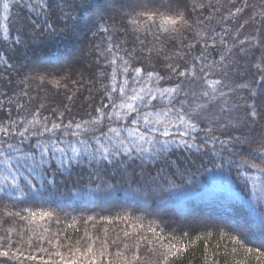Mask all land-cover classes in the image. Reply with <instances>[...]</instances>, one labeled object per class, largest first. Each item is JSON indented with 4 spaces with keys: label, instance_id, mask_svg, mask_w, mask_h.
I'll return each instance as SVG.
<instances>
[{
    "label": "trees",
    "instance_id": "1",
    "mask_svg": "<svg viewBox=\"0 0 264 264\" xmlns=\"http://www.w3.org/2000/svg\"><path fill=\"white\" fill-rule=\"evenodd\" d=\"M30 2L35 3V0H19L15 5L13 0H10L9 10L5 13L4 0H0V52L8 58L7 64L0 62V123L5 126H8L10 120L30 121L31 113L36 109H40L41 114L49 120L54 118L52 113L55 110L57 113H65V123L70 119L79 122L81 119H88L86 114L92 112L101 102L107 103L103 93L105 86L110 82L101 72L111 73L113 67L107 63L111 56L104 52L109 44L108 36H111L113 45H120L119 49L113 47V52L118 51L120 57L128 59V54L134 51V61L137 57L142 61L147 52L142 53L141 49L152 46L163 47L164 55H171L180 64L195 63L197 67L205 63H219L220 55L224 54L229 57L228 65L224 69L218 68L217 74L212 77L219 79L226 72L225 84L235 89L229 94V107L232 111L229 113L225 110L223 122L226 124L229 118L243 119L245 112L250 111L249 106L253 104L258 111L264 112V72L256 67L261 62V54L264 53V15H261L264 13V0H113L112 7L105 6L106 0H87L86 7L78 8L73 13V16L80 17L73 27L66 29L65 24H70L71 20L62 17L57 19V13L52 17L56 32L45 33L34 42L25 36L28 40V46L25 48L23 45H15L16 36L21 32L28 33L32 21L43 24V18L37 15V11L28 7ZM132 8L137 11L158 9L165 14L181 11L191 26H181L178 33L160 34L157 41L154 38V34H157L155 27L151 29V33H146L129 23L131 18H137L141 20L142 27L146 20L136 17L135 12L129 17L128 13ZM237 8L243 11L237 12ZM100 15L107 21L104 26L109 28L108 33L101 31L100 25L95 22ZM5 16L8 19H5ZM251 17L254 19H250ZM156 23L159 24L158 18ZM5 26L9 29L7 33L4 31ZM249 37L254 39L250 40ZM221 40L226 43H221ZM240 41H245V44L241 45ZM258 42L259 47L247 48L249 44ZM8 44L13 47H7ZM188 45L194 47L189 48ZM240 47H246L247 52H239ZM226 48H231L235 55L225 52ZM201 52L205 53L207 60L194 59ZM176 53H179L183 60H179ZM164 55L153 61L161 74L167 71L163 67ZM117 64H121L119 57ZM136 66L143 65L137 63ZM41 74H49V81L60 80L61 86L57 87L47 81L40 84L37 77ZM175 79L173 76L172 80ZM122 82L123 77L118 69L116 83ZM242 85L247 87H241ZM131 87L138 85H134L130 80L129 88ZM224 91H227V88ZM116 95L117 93H113V96ZM69 96L72 97L71 100L68 99ZM41 105L44 107L40 108ZM262 126L264 119L260 117H257L255 125H248L257 133L264 132ZM247 130L243 129L244 132ZM175 131L173 129V132ZM215 134L220 140H224L229 134L241 136L242 132L239 129L233 131L218 128ZM200 136L202 137L203 133H200ZM20 139L21 137L15 135L11 139L0 136V142L13 144H18ZM32 142L24 141L25 144ZM197 143H202V140L198 139ZM215 147L221 149L219 143ZM235 150L233 148V151ZM12 155L22 156V153ZM226 155L227 152L223 151L222 155L215 159L223 161ZM237 155L242 153L238 152ZM13 163L18 164L19 171L23 174L20 177L23 187V178L29 174L28 166L23 159H14ZM204 166L212 168L207 155L197 152L195 148L175 145L166 158L147 162L152 175L163 169L164 175L170 176L176 183H183L187 189L186 195L164 203H145L133 199L131 194L125 192L120 177H111V167L105 179L110 183L120 184L121 190L106 199H92L87 192H83L79 197L59 194L43 197H4L0 194V236L6 234V229H14L10 241L0 243H4L5 250L11 252L19 248L24 251L25 256L32 254L44 257L43 261L24 260L23 264H50V254L55 264H63L55 255L57 250L71 258L72 251L76 248L83 250L87 243H91L89 236L94 239L99 237L100 240L96 241L93 248L97 255L101 250V240L106 239L109 242L107 254L102 258L103 264H108L109 261H114V264H126V260L117 258L116 253H122L127 261H131L134 249H125L124 243L131 246L135 236L142 234L140 224L147 226L155 222L152 226L157 227L158 231L163 230L164 235L172 239L173 243L186 246L185 250L175 257V264H260V259L264 258L258 257L256 253L244 251L249 247H260L261 238L258 235H249L246 240L242 237L243 248L231 237L240 236L241 231H251V221L255 216L253 203H259L261 197H264V192L259 186L253 189L251 182L245 186L244 178L239 177L235 169L229 171L225 167L223 171L212 169L211 172H206ZM2 167L0 165V168ZM139 171L140 169L136 168V172ZM88 173L86 164L76 166L71 177L58 175L56 183L61 191H64L66 186L72 187V181L85 185L89 182ZM173 173L175 175H172ZM189 179L192 180L191 184L186 183ZM91 187L94 188L95 185ZM135 187L137 185L134 184L133 188ZM237 196L240 199H236ZM22 209L37 213L50 211L54 216L51 220H38L36 224H29L14 215L17 212L25 215ZM124 217L128 219L124 220ZM237 221L240 222L239 231L234 230ZM37 224L40 226L37 227ZM45 228L49 229L47 233L43 231ZM30 229H35V235ZM125 232L132 233V237L125 239ZM20 233H23V245L17 243L21 239ZM39 235L49 239L58 235L61 241L59 248L55 247V243H41L37 239ZM117 237L122 241L118 246L111 243ZM29 238L33 240L31 247L27 244ZM77 241L80 243L77 244ZM39 248L47 251H39ZM261 251L264 252V248ZM138 256L135 264H153L157 259L152 249L145 244H141ZM6 260L7 264H18L17 261L4 257H0V264H5Z\"/></svg>",
    "mask_w": 264,
    "mask_h": 264
},
{
    "label": "snow or ice",
    "instance_id": "2",
    "mask_svg": "<svg viewBox=\"0 0 264 264\" xmlns=\"http://www.w3.org/2000/svg\"><path fill=\"white\" fill-rule=\"evenodd\" d=\"M19 3V0H13V5ZM87 0H35V3H29L28 7L37 11V15L43 18V24L32 21V27L28 33L21 32L15 38V45L28 46V36L33 42L38 40L45 33L56 32V27L52 22L53 15L59 13L57 19L61 17L65 20H71L70 24H65V28L73 27L80 19L79 16H73L78 8L86 7ZM9 0H4L3 9L5 13L9 10ZM106 7L114 6L113 0H106ZM203 7V5H200ZM247 7V4H245ZM237 12L243 11L241 8L236 9ZM132 12L136 13V17L146 18L141 27V20L131 18L129 23L137 26V30L151 33L153 27L156 28L154 38L158 41L160 34L178 33L181 26H188V19L181 11H175L174 14H165L158 9L137 11L132 8L128 16L131 17ZM264 15V13H261ZM157 18L159 24L156 23ZM5 19H8L5 16ZM250 19H254L251 17ZM100 25V30L108 33L109 28L104 25L107 21L100 15L95 21ZM244 27V25H241ZM43 29V31H38ZM5 33L9 31L8 27H4ZM199 36V33H197ZM227 35V33H225ZM5 41L7 37L5 36ZM111 36H108L109 44L104 52L111 56L107 63L112 67L111 73L101 72V75L109 79V85L105 86L103 96L106 97L107 103L101 102L99 106L94 107L93 111L87 113L88 119H81L75 122L70 119L64 122V112L57 113L53 110V119L49 120L47 116L41 114L40 109L34 110L31 115L32 119L14 121L10 120L8 126L0 123V136L11 139L14 135L21 137L18 144L0 142V194L4 197L12 196H56L66 195L69 197H79L83 192H87L92 199H106L114 193L121 190L120 184L110 183L105 176L109 173L111 167V177L117 175L123 182L126 193L131 194L133 199L148 202L164 203L178 199L186 195L187 189L183 183H176L170 176L164 175V170L160 169L155 175L147 167V162H155L162 157H167L170 149L184 146L188 149L195 148L197 152H201L208 156V163L212 168L205 167L206 172L212 169L223 171L225 167L229 171L236 170L239 177H243L245 186L251 182L253 189L259 186L264 192V132L257 133L249 128L248 125H255L257 117L264 119V112L258 111L256 105H251L250 111L245 112L243 119L229 118L225 124V110L230 113L232 108L229 107L230 96L235 89L225 84L224 72L219 79H213L216 70L224 69L229 62V57L221 54L219 63H205L199 67L195 63L189 65L187 62L180 64L171 55H164L163 47L155 46L147 49H141V52H147L141 61L140 57L133 60L135 52L128 54L129 58L124 59L119 56V52H113V47L120 48L119 44L111 43ZM253 40L254 37H249ZM143 43V42H141ZM221 43L226 41L221 40ZM241 45L245 41H240ZM213 47L215 42L213 41ZM260 43L249 44L247 48L259 47ZM7 47L12 48V44ZM192 48L194 45H188ZM205 47L207 43L205 42ZM235 47V45L233 46ZM246 47H240L239 52L246 53ZM99 50V49H97ZM225 52L235 55L231 48H226ZM164 55L163 67L167 69L164 74L155 67L154 59H159ZM179 60L183 57L179 53L175 54ZM119 57L121 64H117ZM195 60H207L204 52L194 58ZM0 62L7 64L8 58L3 52H0ZM146 62V63H143ZM142 63L143 66H136ZM149 65H152L149 67ZM11 67V65H9ZM257 69L264 72V53L261 54V62L256 65ZM118 69L123 77V82L117 84ZM49 74H41L37 77L40 84L53 83L60 87V80H48ZM175 76V81L172 77ZM138 87L129 88V81ZM171 85V86H169ZM241 87H247L242 85ZM227 88V91L224 89ZM113 93H117L113 96ZM254 94V93H253ZM27 95V93H25ZM72 99L71 96L68 97ZM41 105L40 108H43ZM203 125V126H202ZM264 127V126H262ZM19 128V130H17ZM218 128L225 130H241V136L228 135L227 139L220 140L216 136ZM247 128V132L243 129ZM173 129L176 131L173 132ZM203 133V136H200ZM223 134V133H222ZM68 138V139H66ZM201 139L202 143H197ZM24 141H33L25 144ZM219 143L221 149H217L215 145ZM211 146V148L209 147ZM239 146V147H238ZM233 148L236 150L233 151ZM223 151L227 152L223 161L215 158L220 157ZM242 155H237V153ZM12 153H22V156H13ZM19 161L23 159L28 166V175L23 178V187H21L20 177L23 175L19 171L18 164H14L13 160ZM30 162V163H28ZM87 165L89 169V182L80 185L79 181H72V187L65 188L61 191L56 183L58 175L71 177L72 171L76 166ZM47 166V167H46ZM54 168V170H53ZM139 168V173L136 172ZM172 175H175L173 173ZM137 176L139 178H137ZM182 179V176H181ZM191 184L192 180L186 181ZM137 187L133 188V185ZM91 185H95L94 188ZM236 199H240L238 196ZM253 208L255 216L251 221V231L240 232V236H232L231 239L243 248L242 237L246 240L249 235L256 234L261 238V244L258 248H246L247 253H256L258 257L264 258V197H261L259 203L254 202ZM26 213L21 215L20 212L14 215L19 220L27 221L29 224H36L38 220H51L54 216L53 212H33L29 209H22ZM11 215V214H10ZM127 220V217L123 218ZM57 223L59 221L57 220ZM152 222L145 226L140 224V233L135 236L131 246L124 243L125 249H134L132 251L131 261L122 253H116L117 258L126 260V264H135L139 259L138 252L141 244L149 246L157 259L153 264H175V257L180 255L186 246H178L172 242V239L164 235L163 230L158 231L157 227H153ZM239 221L236 222L234 230L239 231ZM40 225L37 224V227ZM135 227V225H132ZM35 235V229H30ZM14 229H6L5 235L0 236V241H10L11 234ZM45 233L49 229L43 230ZM21 239L17 242L23 245V233L19 234ZM107 232H105V236ZM132 233L125 232L124 238L132 237ZM37 239L49 245L55 243V247L59 248L61 241L58 235L47 238L39 235ZM91 243L81 250L76 248L72 251L71 258L65 256L59 250L55 255L63 264H103L102 258L106 256L109 242L104 239L100 242L99 254L94 253L93 248L99 237L95 239L89 236ZM121 239L117 237L111 243L119 245ZM80 242L77 241V244ZM29 247L32 246L33 240H27ZM6 245L0 243V257L15 260L18 264H23L24 260H41L44 257L29 254L25 256L24 251L19 248L15 252L5 250ZM39 251H47L39 248ZM50 264L52 261L49 255ZM7 264V260L5 261ZM108 264H114L109 261ZM242 264V262H238ZM260 264H264V259H260Z\"/></svg>",
    "mask_w": 264,
    "mask_h": 264
},
{
    "label": "rangeland",
    "instance_id": "3",
    "mask_svg": "<svg viewBox=\"0 0 264 264\" xmlns=\"http://www.w3.org/2000/svg\"><path fill=\"white\" fill-rule=\"evenodd\" d=\"M10 1V0H9ZM227 110V109H226Z\"/></svg>",
    "mask_w": 264,
    "mask_h": 264
}]
</instances>
